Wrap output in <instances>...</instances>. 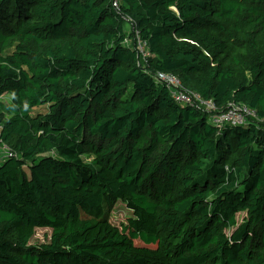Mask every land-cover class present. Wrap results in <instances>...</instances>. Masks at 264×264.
Here are the masks:
<instances>
[{"label":"trees","instance_id":"16d2710c","mask_svg":"<svg viewBox=\"0 0 264 264\" xmlns=\"http://www.w3.org/2000/svg\"><path fill=\"white\" fill-rule=\"evenodd\" d=\"M158 73L264 119V0H0V264H264V122Z\"/></svg>","mask_w":264,"mask_h":264},{"label":"built area","instance_id":"2783aa9c","mask_svg":"<svg viewBox=\"0 0 264 264\" xmlns=\"http://www.w3.org/2000/svg\"><path fill=\"white\" fill-rule=\"evenodd\" d=\"M137 44L139 53L146 58L149 55L147 42L138 39ZM155 79L168 88L176 103L182 106H198L209 113L210 121L218 128L246 126L254 120L264 122V119L259 118L257 110L243 104L232 103L226 111L221 112L214 101L205 100L201 95L187 90L181 80L173 74L158 73ZM6 156H11L7 148L3 149L0 161Z\"/></svg>","mask_w":264,"mask_h":264},{"label":"rangeland","instance_id":"374dc122","mask_svg":"<svg viewBox=\"0 0 264 264\" xmlns=\"http://www.w3.org/2000/svg\"><path fill=\"white\" fill-rule=\"evenodd\" d=\"M133 92L132 88L129 89L128 94ZM9 97L6 96L4 100H9ZM3 153V150L0 148V156ZM4 163V160L0 162V165ZM133 217V214L122 204L118 203L112 213V222L118 224L126 222L129 218ZM244 219V215H239L238 222L241 223ZM52 231L49 229H38L34 239L31 244L40 245L46 243L50 240Z\"/></svg>","mask_w":264,"mask_h":264}]
</instances>
